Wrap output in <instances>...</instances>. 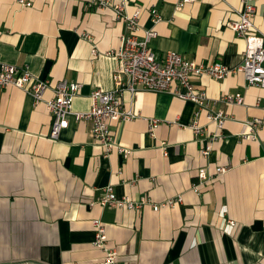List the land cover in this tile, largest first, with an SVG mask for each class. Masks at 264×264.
<instances>
[{
  "label": "crops",
  "instance_id": "1",
  "mask_svg": "<svg viewBox=\"0 0 264 264\" xmlns=\"http://www.w3.org/2000/svg\"><path fill=\"white\" fill-rule=\"evenodd\" d=\"M27 1L31 7L0 0V60L48 80L46 100L61 81L80 84L72 110L87 112L93 91L114 87L119 62L113 53L125 24L112 7H99L100 0ZM178 1L127 0L124 8L129 15L142 11L138 36L156 32L150 48L157 56L175 52L200 64L239 68L246 42L227 23L239 20L242 0H196L182 10ZM251 3L264 37V0ZM194 83L206 91L209 109L227 116L224 126L203 111L204 132L196 136L193 103L167 93H125V106L137 117L112 123L111 131L129 156L117 149L105 156L91 124L72 114L69 127L52 140L53 118L44 104L15 87L0 90V264L101 262L97 219L107 228L116 264H264V124L256 139L247 127L254 119L264 123V88L248 85L242 74ZM223 94H241L244 102L225 104ZM153 119L159 125L151 133ZM222 166L226 174L200 182V170L211 176ZM108 187L120 199L147 197L150 203L138 211L102 207ZM179 198L175 207L153 209Z\"/></svg>",
  "mask_w": 264,
  "mask_h": 264
},
{
  "label": "built area",
  "instance_id": "2",
  "mask_svg": "<svg viewBox=\"0 0 264 264\" xmlns=\"http://www.w3.org/2000/svg\"><path fill=\"white\" fill-rule=\"evenodd\" d=\"M196 0H179L177 9L182 10L188 4ZM252 0H242V10L238 12V21H230L227 27L237 33V36L246 42L244 53V62L239 68L230 69L221 62L200 64L184 58L181 54L168 52L164 55L157 54L150 48L151 41L156 37L154 30L144 32L143 38H139L138 32L141 28L140 18L142 11L136 10L134 14L125 13L127 0L118 2L109 0L98 1L99 7L110 6L113 8L116 18L123 22L126 27V33L122 35L121 45L113 55L118 59L119 66L113 75L114 87L110 91L96 89L91 94V107L87 112H73L74 98L80 92V84L68 81L57 83L53 90L51 99H45V93L51 84L48 80L42 81L36 78L28 68L21 69L15 65L4 63L0 60V90L8 87H15L31 94L37 104L45 105L47 111L53 118L50 138L58 140L63 130L69 127L68 117L72 114L77 121H87L91 124V136L95 144L104 149L105 156L117 149L129 156L117 144L111 125L114 122H126L133 120L137 114L127 108L124 103V94L129 93L135 96L139 92L167 93L178 97L186 102L193 103L197 111L195 120L190 126L196 136L204 132V128L199 125L201 113L206 112V118L210 122H216L219 128L224 126L227 116L221 111L209 109L208 95L206 91L199 90L194 83L195 78L210 77L221 81L230 74H242L250 86L264 88V37L257 33L253 18L256 14L255 5ZM18 3L24 7H31L32 2L27 0H18ZM155 21L159 16L156 11H152ZM1 38V32H0ZM93 54L97 55L96 49ZM220 100L225 104L240 105L244 102L243 95L223 94ZM261 119H254L247 122L249 128L248 136L256 139L259 130L263 126ZM159 121L153 119L149 123V131L153 133L158 127ZM211 147H205L201 155L207 158ZM228 167H218L214 174L208 176L205 170H200L197 174L201 183L213 180L216 177L226 174ZM195 189H198L197 187ZM178 200L167 201L161 205H153V209L158 211L161 207H175ZM102 207L126 208L132 211H138L140 207L149 204L147 197H142L138 201L130 198L120 199L116 196L113 189L108 187L104 195L99 199ZM230 226L234 227L235 222L230 221ZM95 231L94 246L104 252V259L101 262L92 264H116L117 252L109 246L107 228L99 219L93 221Z\"/></svg>",
  "mask_w": 264,
  "mask_h": 264
}]
</instances>
